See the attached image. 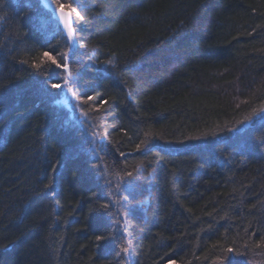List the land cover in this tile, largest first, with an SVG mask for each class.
Returning <instances> with one entry per match:
<instances>
[{
	"label": "trees",
	"instance_id": "1",
	"mask_svg": "<svg viewBox=\"0 0 264 264\" xmlns=\"http://www.w3.org/2000/svg\"><path fill=\"white\" fill-rule=\"evenodd\" d=\"M0 264H264V0H0Z\"/></svg>",
	"mask_w": 264,
	"mask_h": 264
},
{
	"label": "rangeland",
	"instance_id": "2",
	"mask_svg": "<svg viewBox=\"0 0 264 264\" xmlns=\"http://www.w3.org/2000/svg\"><path fill=\"white\" fill-rule=\"evenodd\" d=\"M68 75V74H67ZM69 81H66L65 82V85H64V90H65V101H66V103H69V101L68 100H70L71 98H72V96H71V93H72V88L70 87V85H69V83H68Z\"/></svg>",
	"mask_w": 264,
	"mask_h": 264
},
{
	"label": "water",
	"instance_id": "3",
	"mask_svg": "<svg viewBox=\"0 0 264 264\" xmlns=\"http://www.w3.org/2000/svg\"><path fill=\"white\" fill-rule=\"evenodd\" d=\"M55 14L58 15V12H56ZM64 18H65V22H66L67 27H71V14H70V12L67 11L64 14Z\"/></svg>",
	"mask_w": 264,
	"mask_h": 264
},
{
	"label": "bare ground",
	"instance_id": "4",
	"mask_svg": "<svg viewBox=\"0 0 264 264\" xmlns=\"http://www.w3.org/2000/svg\"><path fill=\"white\" fill-rule=\"evenodd\" d=\"M55 13H56V12H54V14H53V15H54V17H55L56 19H58V20H59V16H58V15H56ZM65 95H66V94H65ZM65 97H66V96H65ZM65 99H66V98H64V99H63V103H65L66 105L70 104V101L68 100V101H69V103H66Z\"/></svg>",
	"mask_w": 264,
	"mask_h": 264
}]
</instances>
